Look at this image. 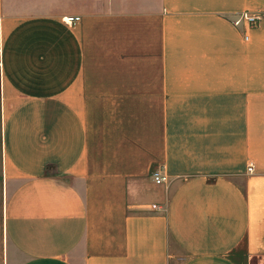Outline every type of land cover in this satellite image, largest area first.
<instances>
[{
  "label": "crops",
  "instance_id": "obj_1",
  "mask_svg": "<svg viewBox=\"0 0 264 264\" xmlns=\"http://www.w3.org/2000/svg\"><path fill=\"white\" fill-rule=\"evenodd\" d=\"M0 113V264L264 263V0H0Z\"/></svg>",
  "mask_w": 264,
  "mask_h": 264
},
{
  "label": "built area",
  "instance_id": "obj_2",
  "mask_svg": "<svg viewBox=\"0 0 264 264\" xmlns=\"http://www.w3.org/2000/svg\"><path fill=\"white\" fill-rule=\"evenodd\" d=\"M64 20L68 24H75V23H78L81 19L79 17H70V18H65ZM242 21H245V22H247L248 25L252 26V25H255L259 21V18L258 17H251L247 14H243L240 16V18L237 21L234 22V24L236 26H239ZM249 171L252 172L253 167H250ZM154 178H155L156 183H158V184L163 183L167 180L166 177L161 176L159 174H156L154 176Z\"/></svg>",
  "mask_w": 264,
  "mask_h": 264
},
{
  "label": "rangeland",
  "instance_id": "obj_3",
  "mask_svg": "<svg viewBox=\"0 0 264 264\" xmlns=\"http://www.w3.org/2000/svg\"><path fill=\"white\" fill-rule=\"evenodd\" d=\"M6 116H7V114L0 113V143H1L2 127H3V123H4ZM1 159H2V153H1V144H0V162H1ZM253 264H264V263H260V262L256 261Z\"/></svg>",
  "mask_w": 264,
  "mask_h": 264
}]
</instances>
